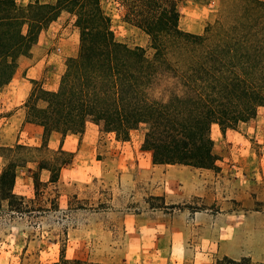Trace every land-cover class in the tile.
<instances>
[{
  "label": "rangeland",
  "instance_id": "374dc122",
  "mask_svg": "<svg viewBox=\"0 0 264 264\" xmlns=\"http://www.w3.org/2000/svg\"><path fill=\"white\" fill-rule=\"evenodd\" d=\"M222 1L179 0V27L201 33ZM120 2L100 0L115 40L147 48L148 36L123 20ZM77 49L74 18L63 11L40 32L29 54L18 58L12 79L0 87V170L9 159L16 162L15 194L34 197L32 173L38 164L52 159L59 147L71 153L57 182L43 187L44 196H57L56 210L48 199L40 202L44 210L32 213L1 208L0 264H52L61 248L67 258L101 264H193L194 257L197 264H213L216 251L239 259L244 250L252 261L264 262V107L232 129L211 125L217 170L152 163L141 147L146 124L123 141L89 121L80 134L51 133L47 148L42 147V128L25 121L31 80L55 89L66 58ZM170 85L160 77L151 93L160 96ZM16 144L32 149L17 156L5 150ZM38 173L43 182L48 179L46 170ZM233 184L245 192L232 191ZM161 197L176 207L147 203L159 206Z\"/></svg>",
  "mask_w": 264,
  "mask_h": 264
},
{
  "label": "trees",
  "instance_id": "16d2710c",
  "mask_svg": "<svg viewBox=\"0 0 264 264\" xmlns=\"http://www.w3.org/2000/svg\"><path fill=\"white\" fill-rule=\"evenodd\" d=\"M178 2L121 0L123 20L148 36L146 48L115 40L100 0H35L25 5L0 0V87L10 82L18 58L29 54L40 32L61 12L69 13L78 29L77 52L66 58L57 87L46 89L31 80L24 101L25 121L42 128V147L47 148L51 133L80 134L89 121L123 141L146 124L141 147L150 152L152 163L218 169L211 125L232 129L264 107V0H223L219 14L201 33L179 27ZM160 77L171 85L165 95L154 96L151 89ZM31 149L5 147L14 156ZM53 153L32 173V198L13 192L17 164L12 159L4 164L0 210L5 206L11 213H32L44 210L40 202L47 199L50 209H57V196H44L43 187L57 182L71 153L61 147ZM42 170L48 172L44 182L38 173ZM147 203L176 207L163 198L159 206ZM52 264L101 263L67 258L61 248ZM213 264L264 262L224 255Z\"/></svg>",
  "mask_w": 264,
  "mask_h": 264
},
{
  "label": "crops",
  "instance_id": "0c3cea01",
  "mask_svg": "<svg viewBox=\"0 0 264 264\" xmlns=\"http://www.w3.org/2000/svg\"><path fill=\"white\" fill-rule=\"evenodd\" d=\"M195 169H198V168H195ZM210 170V169H209ZM206 186V185H205ZM204 186V187H205ZM231 190L232 191H236V193L237 194H239L241 191H243V192H245V190L242 188V189H239V187L238 186H236L235 184H233V186H232V188H231ZM234 209L232 208L231 209V211L229 212V213H227V214H229L230 216V218L232 219V213H234ZM246 212H248V210H246ZM244 217H246V216H244ZM224 255H226V256H228V254H224V253H220V252H217L216 251V254L214 255V259L215 258H220L221 256H224ZM245 255H251V253H245V250H244V252H242L241 254H239V257H241V256H245ZM229 257H232L233 258V256H229ZM193 257H191L190 258V260L192 259ZM193 261H192V263L193 264H197L198 263V260L194 257L193 259H192Z\"/></svg>",
  "mask_w": 264,
  "mask_h": 264
}]
</instances>
